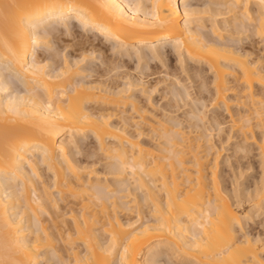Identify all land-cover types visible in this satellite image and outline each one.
I'll list each match as a JSON object with an SVG mask.
<instances>
[{
    "label": "bare ground",
    "instance_id": "1",
    "mask_svg": "<svg viewBox=\"0 0 264 264\" xmlns=\"http://www.w3.org/2000/svg\"><path fill=\"white\" fill-rule=\"evenodd\" d=\"M189 1L0 0V264H159L161 254L198 264H264V230L255 234L243 221L264 199V186L261 192L254 187L260 197L254 203L257 196L250 190L244 196L242 189L238 204L230 201L218 179L222 123L213 118L209 127L201 110L209 106L206 100L214 107L222 102L226 110L229 98L241 103L242 110H228L231 131L247 137L251 115L264 121V51L222 38L216 16L224 10L214 1L215 8L212 0ZM225 1L242 17L233 26L252 29L264 46V0ZM205 11L216 17L211 24L198 16ZM62 37L74 41L79 57L53 47ZM100 43L111 44L106 49L120 57L174 54L184 62V79L193 82L215 73L209 95L195 91L194 99L181 80L170 90L175 108L201 101L202 107L185 110L199 121L183 126L171 115L156 119V86L141 80L117 89L92 80L82 64ZM138 89L149 108L137 101ZM90 134L99 150L84 156L112 160L104 166L119 190L92 177V165L76 150L82 135ZM145 135L164 142L150 151L139 141ZM119 191L127 193L123 202Z\"/></svg>",
    "mask_w": 264,
    "mask_h": 264
},
{
    "label": "rangeland",
    "instance_id": "2",
    "mask_svg": "<svg viewBox=\"0 0 264 264\" xmlns=\"http://www.w3.org/2000/svg\"><path fill=\"white\" fill-rule=\"evenodd\" d=\"M202 1L198 2V0H190L189 1V4H191V5H196L197 3L202 4ZM213 1L216 3V8H215V3H213ZM224 1L225 0H212V4H211L212 5L211 6L212 8L214 7L215 9H218V7H219V9H218L219 11L220 10H224L223 13L220 12V13H222V15L219 14L218 15L219 17L216 16L217 17L216 18L212 14V12L210 14V12H206V11L204 13H202V14L201 13L198 14V16L201 18V20L206 21L208 24H211L212 23V21H213L212 18H216V20L219 21V22H216V23H219L220 24L219 26H220V30L221 31H219V32H220V35H221L222 38H224V39H226L228 41H230V39H231V41L233 40L234 42L233 41L232 42L235 45H239V43L240 44L243 43L244 46H247L248 47V49L254 47V51H256L257 53H258V51H260L262 49L263 50L260 51V53L263 52L264 51L263 42H261L260 38H258L257 35H255V36L251 35L252 34V32H251L252 29H249L250 30V32H249V31H246L247 29L244 28L245 31L243 30V32H242L241 30L243 29L244 26H242L241 30H238L239 27L237 28L234 25L237 28V31H241V32H237L236 33V30H234L235 27L233 26V24L234 23H239L240 20L242 19V17L239 20L237 18V16L234 15L235 13L233 11L232 12L231 11H228L227 5H230L229 3H231V2L228 1L227 3H225L226 1L225 2ZM217 3H219V6H218ZM221 7H222V9H221ZM252 7H254V6H252ZM202 8L204 9L205 6H202ZM224 13H225V15H224ZM211 15H213L214 17H212ZM238 17H239V15H238ZM236 18L238 19L239 22H237V19ZM234 19H236L235 22H234ZM197 21H198V23H197ZM197 21H196V23L198 25L196 24L195 27H199V25H200L199 23H201V21H199V19ZM209 22H211V23H209ZM246 24H248V21L246 22ZM241 25H239V26H241ZM232 28H234V29H232ZM249 28H252V27H249ZM80 30H83V29L82 28L81 29L79 28L78 29V32ZM81 32L82 31H80V33ZM248 35H250V37ZM70 39L71 38H69V37L59 38V40L57 39V43L55 42L53 44L54 45L53 47H55L56 49L58 48V50L62 51V53H67V52H70V51L71 52H74L75 51L74 54H76L77 57H79L81 51L78 49V46L75 45V47H74V44L75 43H73L74 41L72 39H71L72 40L71 41ZM72 43H73V45H72ZM96 43H98V41H96ZM100 44L101 45H99L98 47L104 49V51L101 49V51H102L101 53L102 54H99L100 53L99 52L100 49L97 47L98 50L96 51V53L95 54H87V57H89V58L87 59V61L86 60L84 61L86 64L85 63L82 64L84 68L90 69V67H92V69H94V70H91L90 69L88 71V69H86L84 71V73L86 72L89 75L91 74L90 76H93L91 78L92 80H94V79H96V80L101 79L106 84H109L110 83V86L115 87V89L122 88L126 83H128V81H131V80H133V81H138V80L140 81L141 80V81H143V82L146 83L145 84L146 87L148 86V87H152L153 88V87L156 86V90L152 93V96H151L152 99H153V102L152 103L154 104V106L156 108L155 111L154 110L153 111H154V113L156 112V114L158 116L156 119H158L159 116H161V118H163V117L165 118V115H166L167 118H169V116L171 115L170 117H173L174 118V120L173 119H170L171 122H173L175 120L176 121L181 120V121L184 122V123H182L183 126L184 125L185 126L188 125L189 124V120H190V123H192L191 121L194 118H192V120L189 119L191 117L190 116L188 117V115H190L191 113H187L186 111H188L191 108L195 107L194 106L195 103H193L191 100L190 101L189 100H186V102H190L189 105L191 103H193V104H191L192 107H191V105L189 107L187 105H185L186 108H184V105L182 106V110L183 111L186 110L184 112V114L182 113L183 111L181 109H179L177 107L175 108V106H177V102L175 101V98L172 95L173 93H171L170 90H172V88L174 89V87H177V85H178V83H176L177 81H180L181 80L182 83L183 82H186L184 84H186L187 86H189V90L191 91L192 96H193L194 99H196L197 97H199V95H197L195 91H198V92L200 91V92H202L204 94L206 93L207 95H209L208 90H210L211 92H213L215 90L214 89V85L212 83L213 82V78L215 77V75H214L215 73H213L211 71H208V72L204 73L205 74L204 78L197 79L194 82H193V80L191 78L184 79L186 77V74H185L186 72H184L185 70H183L185 68L183 66L184 62H181L179 60V58L176 55H174V54H172L170 56L171 58L164 57V58L150 59L149 57H145V58H143L141 60V59H139V57L137 58V55H135V54L134 55H130V56L129 55H126V56H123V57H120V55L118 56L117 54H116L117 56L115 54L113 55V51L112 50H111L112 51L111 52L110 50L108 51L106 49V48H108V49L111 48L112 49V47L109 48V46H112L111 44H109V43H103L105 45V47H102V46H104L102 43H100ZM251 44H253L254 46L251 45ZM70 47H71V49H70ZM250 50H252V49H250ZM106 52H108V53H106ZM93 55H94V57H93ZM88 62H89V64H88ZM193 63L194 62L190 63V61H189L187 67L188 68H191V66H192ZM176 77L178 78V80L176 79ZM205 78H206L208 87L204 83L205 82V80H204ZM196 82H198V83H196ZM121 83H123V84H121ZM192 83H196V84H198V86L196 84H192ZM202 84H205L204 86H206V87L203 88L204 86ZM169 86H171V88H169ZM194 86H197V87L194 88ZM139 87L140 86H138V88ZM203 89H205V90H203ZM140 91L141 90L138 89L136 91H133L134 93L133 92L132 93L137 97V99H138L137 101L139 103L141 102L140 104H142V105L145 104L144 106L147 107V108H149L148 106H146V105H148L147 104L148 101L146 99V96L143 95V94H142L143 95L142 96ZM195 95H196V98H195ZM226 102L230 106V110L228 109L229 110V113H230V111H233L232 113H235V112L239 111V109L242 110V108L239 105L241 103L236 102L235 100H232L231 98H229L228 101H226ZM210 103H211L210 101L206 100V104L209 105V106L206 107V109H201L204 112L207 111V115H208V117L205 118V121L204 122H206V124H207V122L208 123L211 122L212 123V124L210 123L211 125L207 124L209 127H211V126H214L213 123H216L215 122L216 121L215 119L217 118V120L222 123V127H223V131H222L223 134L221 133L222 134L221 136H222V138L225 137L224 138L225 139L224 144L218 145L219 146V149H220L219 151H220V154H221L220 155V158L218 159V163H219L218 164V173L221 172L219 174L220 177L218 179L221 181V185L222 184L224 185V186L222 185V187L224 189L223 191L226 194V196L227 197L230 196L229 199H230V201L232 203L238 204L237 197H236V191H237V193H238V191L240 193L243 190L242 191V194L244 193V196H247L245 194L246 193H249V190H250V192H252L254 194V196H255L256 195L255 192H254L255 191V188H257V189L258 188L259 189L262 188L263 189V186H264V124H263L264 121H262L263 123L262 122L259 123L260 121L255 116L256 114L254 113V116L251 115L254 118L251 119L252 120L251 121V124H250L249 128H247V130H248L247 131V134H246L247 137H244V135H241V136L239 135V137L241 138L240 139L238 136L234 135V134H236L235 133L236 130L231 131L232 130V127H231V124H232L231 123V121H232L231 119L232 118L230 117V114L228 113V110H226V108L224 107L225 106L224 103L220 102L221 105L218 103V105H216V107H214L215 105H212ZM197 104H199L198 107H202L201 101H200V103H197ZM197 104H195V105L197 106ZM254 105H256L257 108L259 107V109H260V106L259 105H257V104H254ZM150 110H152V109H150ZM147 113H150V111L147 112ZM163 114H165V115H163ZM151 115H153V114H150V116H148V114H147L146 116L151 117ZM191 116H192V114H191ZM218 117H219V119H218ZM255 117H256V119H255ZM262 117H264V114H263ZM175 118H177V119H175ZM213 118H215V119H213ZM208 120H210V121H208ZM262 120H264V119L262 118ZM115 121H117V119H115ZM194 121L195 122L196 121L198 122L199 120H197V118H196V120H193V122ZM201 122H203V121H200V123ZM200 125H203V124L201 123ZM215 126H216V124H215ZM170 127L171 126H168V128H170ZM201 130H203V129H201ZM250 131H251V133H248ZM230 132H232V133H230ZM213 133H216V131H213ZM228 134H230L231 136L234 135V138L232 137L231 139H228L229 141H227V137L230 136ZM88 135H89V133H88ZM213 135H215V140H218V138H217L218 135L217 134H213ZM83 137L84 136L82 135V139L83 140H81V142H80V146L78 147L79 149L77 148L76 150H81V151L83 150L82 151V155H83V157H85L84 164H87L88 163V164H91L92 165V166H90L88 168L91 171L94 169V171L91 173L92 177L95 178V176H99V181L101 180V182H103V183L106 180H108L107 181L108 184L110 183V185L112 186V187L109 186V187H111L110 189H112V190L113 189H115V190L118 189L119 190L120 187H119V185H117L118 182L115 181V184H114V179L115 178L112 177L113 176L112 174L110 175V173H108L107 166H106L107 169L104 166V165L108 164L107 162L112 161V160H109V159H108V161H107V159H106V161L105 160H101L103 157L100 158L101 157L100 154L93 156V158H91V157L86 158V156H84L85 153L90 152L92 150L96 152L99 149H96L97 148V146H95L96 144H94L92 142L94 139H93V136L91 134H90V136H88V138H87V136H85V139ZM61 138H63V137H61ZM61 138L59 140H61ZM153 140H155V141H153ZM162 140L163 139H160L159 140V138L156 139L155 137L152 138V140H151V136L150 137H147L145 135L142 138H140L139 141H141L140 143L142 144V146H144V148H147L148 150L150 149V151H152V149H155L156 150V148H158L159 145L162 144V142H164ZM158 141H160V144H159ZM202 141H203L204 144L207 143V142H204L205 141L204 139H202ZM86 145H88V146H86ZM155 145H156V148H155ZM242 145H245L246 146L245 150H243L241 148ZM162 146H165V145H162ZM220 146L225 147V149L224 148L221 149ZM84 151H87V152H84ZM156 151L153 150V152H156ZM206 151L207 150H205V152ZM212 151L215 152L217 150H212ZM212 151H211V154L213 156V152ZM96 153H98V152H96ZM89 158H91V159H89ZM210 158H212V157H210ZM87 160H89V161L87 162ZM93 160H95V161H93ZM105 162H106V164H105ZM114 162H116V161H114ZM98 171H99V173L100 172L101 173L99 174ZM94 178H93V180H94ZM103 178H104V180H103ZM109 187H108V189H109ZM257 189H256V193L257 194L262 191V190H259L258 189L259 190V192H258ZM119 193H117V194H119L120 197L125 196L127 194L125 191H124V193H123V191H119ZM138 194H140V196H143V193H141V192H139ZM258 197L259 196H257V199H254L253 203L255 201H258ZM123 198L126 199L125 197H122L121 199L120 198L119 199L122 200ZM123 200L121 202H123ZM262 201L264 202V199ZM262 201L259 199V202H261V203L259 205L256 203L257 205L251 210V212H249V217L246 218L245 220H243V221H245L244 222L245 228L246 229L251 228V230L255 234H257V232H259V231H263L264 230V226H263L264 225V208H263L264 207V203ZM144 203L142 202L143 209H144V206H145V205H143ZM247 205H249V204H247ZM147 206H148V204H146V206H145L146 208H145V211L144 212L148 211V207ZM236 206H238V205H236ZM126 211H127V209H125L123 212L127 213ZM125 213H123V214H125ZM240 213H241V211H240ZM250 215H252V216H250ZM125 216L127 217L128 216V213ZM44 217H46V215ZM42 218H43V216H42ZM47 218H48V216L46 217V219ZM254 229L256 230V232H255ZM56 235H58V234H56ZM58 237L59 236L56 237L57 238V241H54V243H57V242L59 243L60 242ZM175 257H172L171 256L170 257L171 259H170V258H167V257H165V256H163L161 254V256L159 257V259H160L161 262H159V264H169V263L173 264L174 261L176 262V264H178V263L179 264H196L197 263V262H195L194 259H190V258L188 259V258H185L182 255H178L176 258ZM173 258H174V260H173ZM170 260L171 261L173 260V261L171 262Z\"/></svg>",
    "mask_w": 264,
    "mask_h": 264
}]
</instances>
